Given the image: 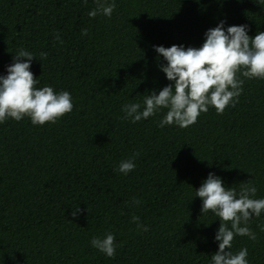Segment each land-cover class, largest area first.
<instances>
[{
	"label": "trees",
	"instance_id": "16d2710c",
	"mask_svg": "<svg viewBox=\"0 0 264 264\" xmlns=\"http://www.w3.org/2000/svg\"><path fill=\"white\" fill-rule=\"evenodd\" d=\"M115 3L111 18H90L95 0H0V75L22 47L36 56V86L70 92L74 105L54 124L0 123V264H211L220 220L201 214L195 189L212 172L237 190L252 179L264 198V80H245L235 107H210L188 128L159 127L167 109L122 119V105L171 83L154 45L198 48L222 20L255 36L264 0ZM134 153L136 168L116 171ZM249 227L257 239L236 236L232 251L246 247L249 264H264V211ZM106 232L114 258L90 243Z\"/></svg>",
	"mask_w": 264,
	"mask_h": 264
},
{
	"label": "clouds",
	"instance_id": "9594fccd",
	"mask_svg": "<svg viewBox=\"0 0 264 264\" xmlns=\"http://www.w3.org/2000/svg\"><path fill=\"white\" fill-rule=\"evenodd\" d=\"M116 9L115 0H95V7L88 16L98 15L111 18ZM249 25H232L225 28V21L216 27L209 28L200 47H185L173 44L171 47L153 46L159 56L167 64H159L171 82L159 90L148 92L141 102L122 105V119L135 124L146 120L167 109L166 114L158 122L163 128L175 124L180 128H188L197 122L201 113H207L210 107L222 115L228 106L235 107L243 92L245 80H264V31H257L250 36ZM88 29H82L87 35ZM56 40L61 44L59 34ZM41 60L47 58L46 52H40ZM35 54L18 49L7 66V75H0V123L11 118L19 122L25 117L30 118L33 125L43 126L73 110V98L68 91L57 92L52 86L38 88L37 77L31 71ZM134 153L132 157L121 160L116 171L127 175L136 168ZM258 189L252 179L241 182L239 190L226 187L224 180L210 172L201 186L195 189V197L202 200L201 214L211 210L220 220L215 234L218 250L211 255V264H249L248 249L232 251L236 236H247L256 240L257 236L249 227L253 216L259 217L264 211V198L257 199ZM140 201L133 199V204ZM84 210L76 207L71 215L77 217ZM89 209L87 208V212ZM138 216H132L137 230L144 232L148 228L141 224ZM93 248L109 258H114L116 248L115 235L106 232L103 237L94 236L91 241ZM122 247V244L119 245Z\"/></svg>",
	"mask_w": 264,
	"mask_h": 264
}]
</instances>
